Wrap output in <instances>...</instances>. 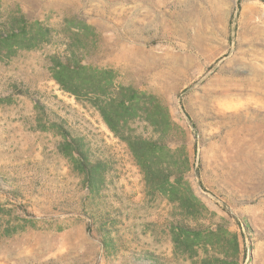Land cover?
I'll return each instance as SVG.
<instances>
[{
  "label": "rangeland",
  "instance_id": "374dc122",
  "mask_svg": "<svg viewBox=\"0 0 264 264\" xmlns=\"http://www.w3.org/2000/svg\"><path fill=\"white\" fill-rule=\"evenodd\" d=\"M10 14L54 34L1 54L0 264H264V0H0V23ZM69 43L167 107L165 162L188 167L177 193L197 198L194 217L150 193L126 144L51 78L48 56ZM55 115L107 160L96 192L62 154ZM177 223L201 230L192 250Z\"/></svg>",
  "mask_w": 264,
  "mask_h": 264
},
{
  "label": "trees",
  "instance_id": "16d2710c",
  "mask_svg": "<svg viewBox=\"0 0 264 264\" xmlns=\"http://www.w3.org/2000/svg\"><path fill=\"white\" fill-rule=\"evenodd\" d=\"M83 26L90 28L87 24ZM76 32L80 33V29ZM53 34V28L49 24L29 20L24 14H10L0 23V59L1 54L11 57L19 49H33L51 42ZM89 53V50L72 43L67 45L65 52L51 53L47 65L51 78L60 89L93 107L114 136L126 144L146 185L151 188L150 193L159 192L170 201L188 204L189 215L194 217L196 204L199 203L197 198L194 195L188 198L177 193V185L188 167L175 168L165 162L168 144L176 140L174 123L167 107L152 93L131 85L117 84V75L113 69L85 63ZM38 105L42 110L45 108L41 103ZM48 121L50 128L63 138L62 154L70 158L74 169L82 175L90 192H96L104 182V175L108 170L107 160L93 157L85 138L71 131L60 117L55 115V119ZM136 121H142L150 127L151 135L135 133L132 123ZM44 126L40 125L41 128ZM171 176L174 181H171ZM177 224L180 234L184 236L181 242L192 250L195 244H199L197 239L201 230L187 224ZM232 242L237 248L238 241L235 236ZM111 245L110 239L104 242L105 249H109ZM145 259L149 264H161L151 254H147Z\"/></svg>",
  "mask_w": 264,
  "mask_h": 264
}]
</instances>
